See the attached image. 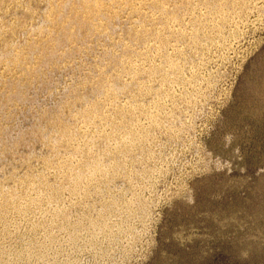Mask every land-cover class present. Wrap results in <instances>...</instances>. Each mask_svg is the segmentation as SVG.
Here are the masks:
<instances>
[{"label": "rangeland", "instance_id": "1", "mask_svg": "<svg viewBox=\"0 0 264 264\" xmlns=\"http://www.w3.org/2000/svg\"><path fill=\"white\" fill-rule=\"evenodd\" d=\"M61 1L0 0V264H264V0Z\"/></svg>", "mask_w": 264, "mask_h": 264}, {"label": "bare ground", "instance_id": "2", "mask_svg": "<svg viewBox=\"0 0 264 264\" xmlns=\"http://www.w3.org/2000/svg\"><path fill=\"white\" fill-rule=\"evenodd\" d=\"M92 0H62L61 1V4H60V6H59V9L57 10V14H56V18H58V19H56V21H58L59 20V22L63 19L62 17H64L63 16V14L65 13V11H67L68 9H70V8H73V9H76L77 10V8L79 9V11H80V9H82V8H84V9H88V11H89V9H91V8H93L94 6H92L93 4H95L94 3V1H93V3L91 2ZM101 2V1H100ZM103 5V4H102ZM101 6V5H100ZM96 7V6H95ZM105 8V7H104ZM92 10V9H91ZM94 10V9H93ZM100 10V9H99ZM69 11V10H68ZM78 11V12H79ZM95 11V10H94ZM97 11V10H96ZM70 12H71V10H70ZM92 12V11H91ZM91 12H89L90 14H91ZM77 13V12H76ZM94 13V12H93ZM96 14H98L97 12H96ZM93 16H95V15H93ZM99 16V15H98ZM84 17V16H83ZM62 18V19H61ZM76 18V17H75ZM74 18V22L72 23V24H74L75 23V26H76V28H75V31H76V29L78 30V29H83V28H85L86 26H87V20H84V18H81V17H77V19H75ZM47 19V18H46ZM54 19V18H53ZM71 20V19H70ZM62 22V21H61ZM65 22H67V23H65ZM65 22H63L61 25H60V27H59V29H58V31H57V35L55 36V39H54V43L55 44H59L60 45V43L61 42H63V41H65L66 40V42H67V39L69 40V37H70V39H71V36L73 37V33H72V31H71V29H70V27L72 26H69V22L68 21H65ZM58 23V22H57ZM90 23V22H89ZM52 24V23H51ZM89 27V26H88ZM80 33V32H79ZM76 36V35H75ZM52 42V41H51ZM63 43H65V42H63ZM58 47V46H57ZM35 48V47H34ZM34 48H31L30 50H35ZM29 51V50H28ZM33 52H35V51H33ZM31 53H32V51H31ZM49 53V52H48ZM52 56V55H51ZM51 56H50V58H51ZM46 60H47V58H46ZM49 61V60H48ZM46 63V62H45ZM19 94V93H18ZM18 94H13L12 96H10L9 98H12V99H14V98H16V97H19L20 95H18Z\"/></svg>", "mask_w": 264, "mask_h": 264}]
</instances>
